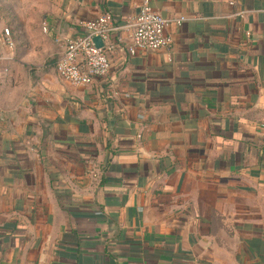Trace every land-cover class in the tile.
<instances>
[{
    "label": "crops",
    "instance_id": "obj_1",
    "mask_svg": "<svg viewBox=\"0 0 264 264\" xmlns=\"http://www.w3.org/2000/svg\"><path fill=\"white\" fill-rule=\"evenodd\" d=\"M142 2L56 0L0 64V264H264V0H150L171 47L117 32L107 77L58 75Z\"/></svg>",
    "mask_w": 264,
    "mask_h": 264
},
{
    "label": "built area",
    "instance_id": "obj_2",
    "mask_svg": "<svg viewBox=\"0 0 264 264\" xmlns=\"http://www.w3.org/2000/svg\"><path fill=\"white\" fill-rule=\"evenodd\" d=\"M186 19L185 16L169 18L162 15L151 5L150 0H143L137 15L122 24L110 12H105L84 22V32L66 40L64 53L55 65L56 72L69 83L92 84L109 75L110 53L118 43L125 41L122 34L116 35L117 32H127L130 53L135 54L137 50L155 51L163 47L169 48L173 43L172 37L166 34L167 26L173 22L181 24ZM43 29L47 31V25ZM95 36H101L103 46L95 44ZM16 47L17 40L13 30L4 27L0 36V64H8L15 59Z\"/></svg>",
    "mask_w": 264,
    "mask_h": 264
},
{
    "label": "rangeland",
    "instance_id": "obj_3",
    "mask_svg": "<svg viewBox=\"0 0 264 264\" xmlns=\"http://www.w3.org/2000/svg\"><path fill=\"white\" fill-rule=\"evenodd\" d=\"M56 0H0L1 27H10L18 40V48L29 45L30 29L41 27ZM17 49V47H16ZM15 49V51H16ZM19 50V49H18ZM14 51V52H15ZM53 63L52 60L44 64ZM34 70V69H33Z\"/></svg>",
    "mask_w": 264,
    "mask_h": 264
},
{
    "label": "water",
    "instance_id": "obj_4",
    "mask_svg": "<svg viewBox=\"0 0 264 264\" xmlns=\"http://www.w3.org/2000/svg\"><path fill=\"white\" fill-rule=\"evenodd\" d=\"M94 42H95V44H96L98 47H101V46H103V44H104V42H103L101 36H95V37H94Z\"/></svg>",
    "mask_w": 264,
    "mask_h": 264
}]
</instances>
